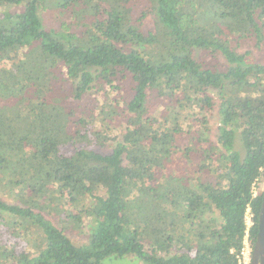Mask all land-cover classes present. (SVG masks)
<instances>
[{
    "label": "trees",
    "instance_id": "16d2710c",
    "mask_svg": "<svg viewBox=\"0 0 264 264\" xmlns=\"http://www.w3.org/2000/svg\"><path fill=\"white\" fill-rule=\"evenodd\" d=\"M253 48L264 49V0H0V63L23 53L1 71L0 97L36 99L0 104V185L23 201L0 198V264H239L245 212L253 248L264 191Z\"/></svg>",
    "mask_w": 264,
    "mask_h": 264
},
{
    "label": "rangeland",
    "instance_id": "374dc122",
    "mask_svg": "<svg viewBox=\"0 0 264 264\" xmlns=\"http://www.w3.org/2000/svg\"><path fill=\"white\" fill-rule=\"evenodd\" d=\"M67 21H69V20H67ZM145 30H146V32H148V31H153V32L156 31V24H155V22H154L152 17H149V19L147 21V24L145 26ZM140 50L142 51V49H140ZM18 53L21 54V51H18ZM16 54H14L13 56L15 57ZM199 54H200V52H198V55ZM22 55H23V53H22ZM22 55H21V58L17 57L15 59V61H11V62L4 61V62L0 63V73L4 69H11L14 66V64H16L17 61L22 59ZM251 57L254 59V61L264 63V49H260L259 50V49L253 48ZM27 59H26L27 61H26L25 64L27 65V67H32L31 61L29 60V58H27ZM221 63H223V62L221 61ZM216 67L219 68V69H223V67H222V65L220 63H217ZM31 83H34V82L32 81ZM56 86L58 88L63 86V82H58L57 81ZM33 94H34L33 92H29L27 94L26 93L25 94H19V93H17V90L12 89L10 91V93H6V95L3 93L1 95L2 97H0V104H1L2 108H13V109H17V107L18 108H22V106H27V104H28V102L30 100H33V99L36 100L34 98V96H32ZM106 95H107L106 91L103 92L102 94L98 93V94L92 95V96L91 95H86L83 98V102H81V106L79 108L80 112H81V115L89 116V117L90 116H95L97 114L98 110H99V107L95 104L94 100H96L98 98H101V100L103 101V99H104V97ZM54 96H56V95H54ZM35 102L36 101L33 102L32 106L35 104ZM155 110L156 109L153 107L152 109H150V111H151L150 113L152 114ZM219 127H220L219 115H218L217 111H213L211 116H210V120H209V124H208V130H207V133H206L207 138L210 139L211 141H217L218 136H219ZM192 130L193 131H195V130L197 131L198 127H195ZM113 141L110 140L109 144L107 145V147L106 148H101L100 150L106 151V153L110 152L111 149H112L111 146L114 143ZM237 148H238V150L242 151L241 143H240L239 140L237 141ZM179 170H180V172H179L180 177L184 176V171L181 170L180 168H179ZM12 190H13V188H11L10 185H7V186H1L0 185V198L2 200H4L5 202H7L8 204H11V205H13V204L23 205V201L22 200L18 201L15 191L14 190L12 191ZM99 195L105 196V192L101 190V191H99ZM48 218L50 220H52L56 224L55 219L53 218V216L52 217H48ZM85 225L88 227V228L85 229V232L87 233L91 229V225H89V223H87ZM77 231H79V230L72 231V232L68 233V236L70 237V239L75 244H78V245L86 244L87 240H88V235H86V233H82L81 234L80 232H77ZM31 236H33V234ZM104 264H146V263H144L143 261L137 259L136 257L125 256V257H123L121 259H108V260H105Z\"/></svg>",
    "mask_w": 264,
    "mask_h": 264
},
{
    "label": "built area",
    "instance_id": "2783aa9c",
    "mask_svg": "<svg viewBox=\"0 0 264 264\" xmlns=\"http://www.w3.org/2000/svg\"><path fill=\"white\" fill-rule=\"evenodd\" d=\"M254 195H257V191L254 190ZM244 222L246 226L245 237L242 249L239 253V264H251L253 248L251 244V230L254 227V213L251 207H248L245 212Z\"/></svg>",
    "mask_w": 264,
    "mask_h": 264
},
{
    "label": "water",
    "instance_id": "95a60500",
    "mask_svg": "<svg viewBox=\"0 0 264 264\" xmlns=\"http://www.w3.org/2000/svg\"><path fill=\"white\" fill-rule=\"evenodd\" d=\"M252 264H264V191L259 213L258 234L253 247Z\"/></svg>",
    "mask_w": 264,
    "mask_h": 264
},
{
    "label": "flooded vegetation",
    "instance_id": "af4514ba",
    "mask_svg": "<svg viewBox=\"0 0 264 264\" xmlns=\"http://www.w3.org/2000/svg\"><path fill=\"white\" fill-rule=\"evenodd\" d=\"M251 264H252V262H251Z\"/></svg>",
    "mask_w": 264,
    "mask_h": 264
}]
</instances>
